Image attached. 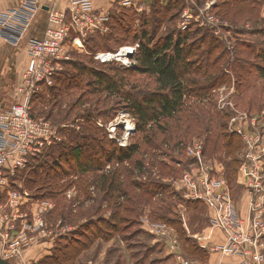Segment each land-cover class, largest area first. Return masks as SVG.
Segmentation results:
<instances>
[{
  "label": "rangeland",
  "instance_id": "374dc122",
  "mask_svg": "<svg viewBox=\"0 0 264 264\" xmlns=\"http://www.w3.org/2000/svg\"><path fill=\"white\" fill-rule=\"evenodd\" d=\"M99 2L94 0V14L104 20L95 21L93 27L79 24L70 29L53 84L41 83L31 93L21 92L27 65L0 68L9 78L6 105L27 100L32 120L46 123L52 133L50 143L28 153L25 166L6 175L10 190L26 191L29 196L14 207L7 203V192L1 196L0 209L9 219L0 227V255L10 264H35L58 253L57 247L92 241L94 247L81 252L72 264L87 260L179 264L168 246L177 241L183 256L207 261V257L202 259L205 255L195 257L183 250L191 240L210 253L212 231L217 230L210 225L204 200L189 195L193 182L198 188L206 179L225 180L243 214L258 203L264 209V198L251 192L242 170L254 157L262 169L258 178L264 179V0H144L138 7H124L119 0L106 1V7ZM167 7L172 9L166 16ZM51 25L56 28L60 23L49 21L43 36ZM143 29L151 34L156 30L155 41L169 33L176 38L187 35L193 68L206 69L191 78L213 86L202 94L184 95L180 116L187 117L182 121L165 116L160 123L152 120L138 130V119L126 108L122 94H151L157 84L148 74L121 70L140 64ZM136 43L140 48L134 55L135 67L119 61L103 63L94 57ZM116 68L120 72L114 79L120 78L123 87L101 90L104 83L99 72L112 77ZM64 78L69 86L62 85ZM17 88L20 98L15 100ZM192 113L196 116L191 117ZM111 122L119 123L114 136L107 130ZM126 125H133L129 135ZM90 133L98 144L87 147L92 152L76 167L74 160L66 158L73 147L87 142L83 134ZM223 133L235 136L229 145ZM126 136L127 146L135 144L137 149L131 159L120 160L119 140ZM189 146L196 148L199 157L189 153ZM57 163L60 166L55 167ZM187 173L191 180L185 179ZM40 209L44 210L45 228L34 231ZM6 230L8 237L3 235ZM22 230L26 240L17 250L11 249V240Z\"/></svg>",
  "mask_w": 264,
  "mask_h": 264
},
{
  "label": "built area",
  "instance_id": "2783aa9c",
  "mask_svg": "<svg viewBox=\"0 0 264 264\" xmlns=\"http://www.w3.org/2000/svg\"><path fill=\"white\" fill-rule=\"evenodd\" d=\"M39 0H27L23 7L12 8L0 12V26L3 34L13 43H18L22 31L26 29L30 18L38 8L47 7L49 21L59 22L56 28L50 26L46 34L40 40H35L28 48L26 86H21L20 91L33 90L41 83L53 84L54 77L60 71L59 59L64 53V40L69 35L70 29L75 25L87 24L93 27L95 21L99 23L104 20L94 14V0H69L71 4L70 16L66 12H59L55 9L57 0H47L46 3ZM144 0H119L124 7L136 6ZM187 3H194V0H183ZM40 3V4H39ZM45 5V6H44ZM76 39H80L76 37ZM75 39V40H76ZM140 43L121 46L116 51L99 52L94 57L103 63L119 61L123 66L135 67L134 55L138 52ZM119 121V120H118ZM117 121V122H118ZM111 122L107 127L109 135L114 136L119 123ZM135 123V122H134ZM136 125V123H135ZM133 125H126L129 135ZM52 138L51 130L42 121L32 120L29 115L28 102H17L8 108L0 111V199L7 192L8 202L11 207L19 206L23 197L28 198V192H19L9 189V180L6 175L15 171L19 167L25 166L29 152L40 150L45 143H50ZM119 142L121 146H127L128 137H123ZM33 146V148H32ZM189 153L198 156L195 147H188ZM242 166V170L249 178L248 187L251 192L258 193L264 198V179L258 178L261 172V164L254 157ZM246 178V177H245ZM185 179L191 180L190 174L185 175ZM225 181V180H224ZM221 179L204 180L199 187L193 182L194 191L190 196L203 199L210 218L212 228L219 230L224 236L223 243H214L211 252L221 253L229 258H236L234 264H264V209L261 203L253 206L243 214L231 194L225 182ZM8 205L6 204V207ZM9 214H2L0 209V227L9 219ZM14 217V215H13ZM16 225L12 226L15 229ZM45 228L44 210L40 209L35 215L34 231ZM16 231V230H12ZM7 232V233H6ZM3 233L9 236L8 230ZM159 233L162 230H158ZM18 233V231H17ZM26 240V231L22 230L17 234L15 240H11V249L17 248ZM5 239L4 242H6ZM169 250L175 255L179 264H208L207 261L187 258L179 251L177 241L168 244ZM3 252L0 248V253ZM176 252V253H175ZM210 252V253H211ZM1 256V255H0Z\"/></svg>",
  "mask_w": 264,
  "mask_h": 264
},
{
  "label": "trees",
  "instance_id": "16d2710c",
  "mask_svg": "<svg viewBox=\"0 0 264 264\" xmlns=\"http://www.w3.org/2000/svg\"><path fill=\"white\" fill-rule=\"evenodd\" d=\"M169 3L172 4L171 1ZM171 7L173 8L175 6L172 5ZM172 8L167 7V9L164 10L166 16L171 12ZM157 11L158 9L155 8L154 13H156ZM156 33V30L152 34L147 29L142 30L143 42L141 44L140 50V64H138L135 68H131V70H128L129 68H123V70H121L123 72L138 71L143 74H148L155 78L157 84V91L151 94H135L133 96L127 95L126 97L124 96L125 94H122V98H125L124 100H126L128 103L126 105V108L129 109L131 113L134 114L138 119V130H144L152 120L154 121V123H160L161 118L165 116L175 118L176 120H178V122L182 121L184 117H187L184 115L180 116V110L183 104L184 95L189 93L202 94L204 90H206L207 88L211 89L213 86V83L210 84L211 87H207L206 84H200V78H191L194 72L205 73L206 69L201 71V68H193L192 62L189 60L192 53V48L188 47L186 44L188 38L187 35L179 34L176 38L175 34L169 33L165 37H160L155 41ZM119 72L120 68H116V73L112 77L109 76V74H106V71L99 72L98 75L102 78V82L104 83L101 90H115L119 85L123 87L121 85L122 80L120 78L118 80L114 79L115 76H119ZM261 73L264 76V68H261ZM64 81L65 78L63 81L61 80L63 86L67 85L66 83L68 80L65 82ZM194 115L195 114L192 113L190 116L192 117ZM176 127L178 128V124ZM91 133L88 134V136L85 134H83V136L81 135L87 142L82 145L78 144L73 147L71 149V155L66 158L67 161L74 160L76 162V167L80 166L79 161L84 157L85 154H87L88 152H92L91 148L87 147H89L90 145L94 147L98 144V138L94 136L92 137ZM222 136H224L225 144L227 145H229L231 143V139L235 137L233 134L226 133H223ZM91 139L92 143L90 142ZM239 142L241 144V141ZM84 146H86L87 149H84ZM155 147H158L159 149L160 144L159 146ZM136 149L137 146L135 144L127 147L119 146V158L122 156L120 160L131 159L136 152ZM60 151L64 152V148H61ZM65 154L66 152H64V154L62 155L65 156ZM58 166H60L59 163L55 165V167ZM233 166L235 167V165ZM87 231L91 232L94 230L93 228H87ZM91 242H89L88 244L85 243L80 246V242L76 241V244L69 243L65 247H57L56 250L58 251V253L47 256L46 258L35 264H72V262L79 256L81 252L88 250L92 246ZM188 243L189 244L187 246L184 245V251H188L190 254H192V256L195 257L198 255H205L204 257H202V259L205 257H207V259L209 258V253L207 252V250H204L203 252L197 246V244L192 242L191 240H188Z\"/></svg>",
  "mask_w": 264,
  "mask_h": 264
},
{
  "label": "crops",
  "instance_id": "0c3cea01",
  "mask_svg": "<svg viewBox=\"0 0 264 264\" xmlns=\"http://www.w3.org/2000/svg\"><path fill=\"white\" fill-rule=\"evenodd\" d=\"M39 1L42 3L47 2V0ZM98 1H100L98 5H104L106 1L110 0ZM26 2L27 0H0V12H4L12 8L23 7ZM106 6H109V3L104 5V7ZM54 7L55 9L61 12H67V15L70 16L69 8L71 7V4L69 3V0H57ZM49 14L50 12L47 8H38L35 14L30 18L26 29L22 31L21 37H23L19 43H13L8 40L3 34L2 27L0 26V68H26L29 43L40 39L43 36L50 19ZM6 75L7 74L5 70H2V72H0V111L8 108L6 104L7 101H10V99L8 98V95H10V92H8L9 78ZM13 98L15 100L20 98L18 88L15 89ZM212 234H214L212 238L213 244L224 242V236L219 230L212 231ZM92 247H94V245ZM92 247H90L86 251H89L90 249H92ZM39 248L41 250H44V246L42 245L39 246ZM91 261L92 264H96L97 262L95 261L94 263L93 260H87L86 264H91ZM207 262L208 264H234L236 263V258H229L223 256L221 253L218 252H211L209 253V258Z\"/></svg>",
  "mask_w": 264,
  "mask_h": 264
},
{
  "label": "water",
  "instance_id": "95a60500",
  "mask_svg": "<svg viewBox=\"0 0 264 264\" xmlns=\"http://www.w3.org/2000/svg\"><path fill=\"white\" fill-rule=\"evenodd\" d=\"M0 264H10V263L0 256Z\"/></svg>",
  "mask_w": 264,
  "mask_h": 264
},
{
  "label": "bare ground",
  "instance_id": "6f19581e",
  "mask_svg": "<svg viewBox=\"0 0 264 264\" xmlns=\"http://www.w3.org/2000/svg\"><path fill=\"white\" fill-rule=\"evenodd\" d=\"M128 120V119H127Z\"/></svg>",
  "mask_w": 264,
  "mask_h": 264
}]
</instances>
